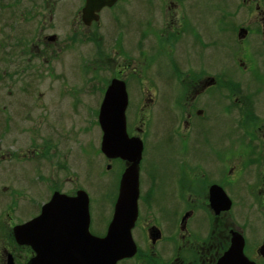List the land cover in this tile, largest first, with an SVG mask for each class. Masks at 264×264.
<instances>
[{"label":"rangeland","instance_id":"374dc122","mask_svg":"<svg viewBox=\"0 0 264 264\" xmlns=\"http://www.w3.org/2000/svg\"><path fill=\"white\" fill-rule=\"evenodd\" d=\"M69 1L60 0V7L50 20L51 13L43 0H0V250L5 243L2 237L10 226L39 215L43 204L56 190L67 194L86 190L91 201V232L104 236L113 216L124 166V160H110L101 149L103 131L99 111L106 88L115 77L133 81L138 75H157L159 69L162 75L174 70L166 53L147 67L149 61L138 58L132 36L124 38V57L115 53L112 43L116 35L106 31L105 22L93 39L92 34L86 35L83 31L75 34L70 23ZM124 3L125 7H118L121 20L125 19L123 12L132 9L131 0ZM223 6L222 17L224 12L230 11L227 5ZM155 10V15L145 16L160 29L164 16L152 0L146 6L142 4L139 12ZM104 13L108 21L111 12L105 10ZM142 13L140 18L145 21ZM228 20H221V53L216 63L220 68L230 64L225 61L229 59V50L224 51L227 49L224 44L231 41L232 32H223ZM237 21L242 20L237 17ZM52 34L57 35L55 41L44 39V35ZM150 39L156 42V51H152L154 48L147 40L142 48L145 52L150 50L151 58H156L154 52L167 48L166 38L151 35ZM195 48L198 46L194 44L193 47L190 42L188 50L191 52ZM208 51L213 50L207 49L206 53ZM115 54L118 55L116 59L108 58ZM192 61L196 64V55L192 56ZM205 63L210 70L214 66ZM188 70L197 72L200 68L190 64ZM251 85L255 94L250 95L242 108H251L252 101L258 113L255 116L249 114L252 110L242 111L239 105H233L232 98L219 94L222 118L214 122L216 126L211 134L220 139V146H214L213 152L221 162L233 156L243 165L247 159L250 160L248 165L264 160V79L254 80ZM128 86V130L132 136H142L146 143L141 164V177L146 178L150 173L167 168H160L159 161L166 155L163 152L168 149L166 147L174 149L180 138L179 112L170 100L158 106V99L148 120L144 116L148 123L141 124V94L131 84ZM220 89L219 92L225 91ZM227 108H231L228 113L225 112ZM248 124L249 130L244 128ZM137 126L144 131L139 132ZM163 140L169 145L156 146ZM227 191L233 194L231 188ZM230 196L242 202L241 195ZM236 210L237 218L245 219L250 214L247 218L258 220L255 210L248 212L239 206ZM141 214L137 231L143 235L145 222L160 212L144 209Z\"/></svg>","mask_w":264,"mask_h":264},{"label":"flooded vegetation","instance_id":"af4514ba","mask_svg":"<svg viewBox=\"0 0 264 264\" xmlns=\"http://www.w3.org/2000/svg\"><path fill=\"white\" fill-rule=\"evenodd\" d=\"M43 1L52 20L55 10L60 7V0ZM127 1L129 0H119L111 7H104L99 13V20L87 24L83 18L87 0H70L68 7L72 28L75 34L82 31L86 35L92 34L90 36L93 39L105 22L106 31L116 35L112 43L116 47L115 53L122 57L125 54L124 38L132 36L135 51L139 52L138 58L149 61L147 67L152 60L166 53L169 64L174 68L171 74L162 75V69H159L157 72L160 73L157 75L142 74L133 81L127 77L121 79L126 81L128 92V85L131 84L141 94V124L146 125L144 116L148 120L158 99V106L165 100H170L173 107L185 114V117L177 125L180 138L174 149L166 147L169 144L165 140L156 144L158 147L168 148L163 151L166 154L162 157L163 160L159 161L160 168H167L150 173L146 178H142L140 174L139 214L132 229L137 252L118 264H223L222 260L238 234L243 238L246 259L238 260L237 264H264L261 252L264 245V160L248 165L250 160L247 159L243 165L233 156L221 162L213 152L214 146H220V139L216 134H211L216 126L214 122L217 121L214 113L220 112L219 94L232 98L235 104L230 103L242 108L247 99L250 100V95L255 94L251 82L264 79V0H152L156 9H160L164 16L160 29L156 28L152 19L145 16L155 15L157 10L139 12L142 4L146 6L149 0H131L132 9L124 11L125 19L121 20L118 7H125L124 2ZM222 4L230 9L223 13V17ZM105 10L111 12L108 21ZM140 13L144 14L145 21L141 20ZM237 17L241 18L240 23ZM222 19H229L223 32L231 30L232 34L231 41L224 44L227 46L224 51L227 53L229 50V59L225 61H230V64L220 68L216 63L221 53L219 46ZM52 35H44V39L51 41L49 37ZM151 35L166 38L167 48L165 46L154 52L156 58H151L150 50L145 52L142 48L143 42L147 40L154 48L152 51L155 50L156 42L150 39ZM95 40L96 38L93 41ZM107 40L110 41L108 37ZM190 42L191 46H198L191 52L188 50ZM207 49L213 51L206 53ZM118 55L106 58L114 60ZM193 55H196V64L192 61ZM205 62L214 65L211 70L206 67ZM190 64L197 65L200 71H189ZM220 88L225 91L219 92ZM250 105L251 108H242V111L252 110L249 114L257 115L254 105ZM137 130L144 131L138 126ZM145 144L144 141V151ZM123 162L124 172L127 162ZM230 164L232 165L229 166ZM217 186L232 201L229 210L218 213L211 203L212 191ZM227 188H231L233 194H229ZM230 195H241L242 202ZM218 206L221 208L222 205ZM236 206L248 212L255 210L258 220L255 221L250 216L247 218L250 214L245 219L237 218L239 214L237 210L234 211ZM143 208L149 212L159 211L160 214L155 215L159 219L152 215L145 222V233L140 235V230L137 229L143 217ZM175 210L177 211L173 214ZM14 226H10V230L2 237L5 243L3 250H0V264H27L35 254L31 246L17 242Z\"/></svg>","mask_w":264,"mask_h":264},{"label":"water","instance_id":"95a60500","mask_svg":"<svg viewBox=\"0 0 264 264\" xmlns=\"http://www.w3.org/2000/svg\"><path fill=\"white\" fill-rule=\"evenodd\" d=\"M119 0H87L84 21L90 24L99 20L104 7H111ZM51 41L56 35L49 37ZM130 103L127 83L114 78L109 83L99 111V123L103 131L101 149L110 159L127 162L119 185L114 214L105 236L91 232L90 196L84 189L75 195L55 191L42 206L36 217L14 226L17 242L31 246L34 255L27 264H118L133 257L136 243L132 229L139 214L141 162L144 141L141 136H131L127 129V110ZM212 206L229 210L232 201L221 187L211 194ZM218 204H221L219 208ZM233 246L225 254L223 264H237L245 257L241 235H235ZM264 255V245L261 248ZM250 263V262H249ZM250 264H255L250 263Z\"/></svg>","mask_w":264,"mask_h":264},{"label":"bare ground","instance_id":"6f19581e","mask_svg":"<svg viewBox=\"0 0 264 264\" xmlns=\"http://www.w3.org/2000/svg\"><path fill=\"white\" fill-rule=\"evenodd\" d=\"M228 15V14H227ZM242 33V32H241ZM236 41H238L237 39H236ZM250 104H252V101H250ZM229 108V107H228ZM225 109V112L226 113H228L229 111H230V109ZM215 118L217 119V120H219V119H221L222 117H221V112H219V111H215ZM185 117V114H183V113H179V122H181L182 121V119ZM253 124L251 123V126H252ZM248 127H250L249 126V124H248ZM248 127H244V128H246L247 130H249V128ZM127 129H128V116H127ZM128 133H129V130H128ZM130 134V133H129ZM131 135V134H130ZM132 136V135H131Z\"/></svg>","mask_w":264,"mask_h":264},{"label":"trees","instance_id":"16d2710c","mask_svg":"<svg viewBox=\"0 0 264 264\" xmlns=\"http://www.w3.org/2000/svg\"><path fill=\"white\" fill-rule=\"evenodd\" d=\"M146 123H148V121Z\"/></svg>","mask_w":264,"mask_h":264}]
</instances>
